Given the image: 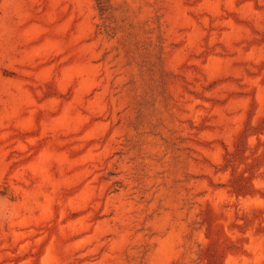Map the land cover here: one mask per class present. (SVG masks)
<instances>
[{"label":"rangeland","instance_id":"obj_1","mask_svg":"<svg viewBox=\"0 0 264 264\" xmlns=\"http://www.w3.org/2000/svg\"><path fill=\"white\" fill-rule=\"evenodd\" d=\"M0 264H264V0H0Z\"/></svg>","mask_w":264,"mask_h":264}]
</instances>
